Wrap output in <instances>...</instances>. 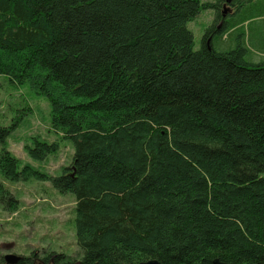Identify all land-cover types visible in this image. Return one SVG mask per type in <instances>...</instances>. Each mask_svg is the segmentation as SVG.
<instances>
[{"label": "trees", "instance_id": "obj_1", "mask_svg": "<svg viewBox=\"0 0 264 264\" xmlns=\"http://www.w3.org/2000/svg\"><path fill=\"white\" fill-rule=\"evenodd\" d=\"M224 3L0 0V73L43 95L72 143L51 175L6 148L22 120L0 121V173L74 198L80 254H45L55 264H264V58H247L241 31L214 48L232 28ZM202 9L214 18L195 49L187 23ZM58 149L26 145L37 161ZM0 202L16 206L1 185Z\"/></svg>", "mask_w": 264, "mask_h": 264}, {"label": "rangeland", "instance_id": "obj_2", "mask_svg": "<svg viewBox=\"0 0 264 264\" xmlns=\"http://www.w3.org/2000/svg\"><path fill=\"white\" fill-rule=\"evenodd\" d=\"M223 8L228 13L226 20L232 28L223 36H214V48L225 50L233 47L235 37L241 31L244 44L250 50L247 58L252 61L264 58L263 52L257 51L260 50L258 46L264 47V0H254L237 12L225 3ZM213 18L212 9H202L187 23L193 34L195 49L201 46L202 37ZM16 116L22 121L7 140L8 151L18 158L20 164L30 163L48 174H60L61 168L70 163L73 148L69 140H62L59 134L53 132L49 102L28 84L12 83L7 75L0 73V121L9 124ZM32 137L48 142L57 141V153L42 161L31 158L26 145L31 144ZM0 185L11 193L16 205L0 202V259L9 253L28 256L32 252L37 256L65 253L71 258L79 257L72 194L59 193L48 181H13L1 173Z\"/></svg>", "mask_w": 264, "mask_h": 264}, {"label": "water", "instance_id": "obj_3", "mask_svg": "<svg viewBox=\"0 0 264 264\" xmlns=\"http://www.w3.org/2000/svg\"><path fill=\"white\" fill-rule=\"evenodd\" d=\"M225 4H228L231 2V0H224ZM4 260L8 264H16L18 260L21 258L20 255H15L12 253L6 254L3 256ZM214 264H228L223 261H219L218 259H214L213 261ZM139 264H161L157 259L152 258V259H147L145 261H141Z\"/></svg>", "mask_w": 264, "mask_h": 264}, {"label": "flooded vegetation", "instance_id": "obj_4", "mask_svg": "<svg viewBox=\"0 0 264 264\" xmlns=\"http://www.w3.org/2000/svg\"><path fill=\"white\" fill-rule=\"evenodd\" d=\"M3 258V257H2ZM4 260V258H3ZM5 262V260H4ZM5 264H8L5 262ZM32 264H55L54 260L52 257L48 258L46 255L43 256H38L33 259Z\"/></svg>", "mask_w": 264, "mask_h": 264}, {"label": "crops", "instance_id": "obj_5", "mask_svg": "<svg viewBox=\"0 0 264 264\" xmlns=\"http://www.w3.org/2000/svg\"><path fill=\"white\" fill-rule=\"evenodd\" d=\"M259 47V46H258Z\"/></svg>", "mask_w": 264, "mask_h": 264}]
</instances>
